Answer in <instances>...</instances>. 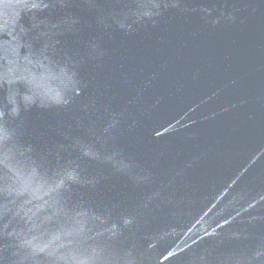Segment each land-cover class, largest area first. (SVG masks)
<instances>
[{
	"label": "water",
	"instance_id": "95a60500",
	"mask_svg": "<svg viewBox=\"0 0 264 264\" xmlns=\"http://www.w3.org/2000/svg\"><path fill=\"white\" fill-rule=\"evenodd\" d=\"M0 264H264V0H0Z\"/></svg>",
	"mask_w": 264,
	"mask_h": 264
}]
</instances>
